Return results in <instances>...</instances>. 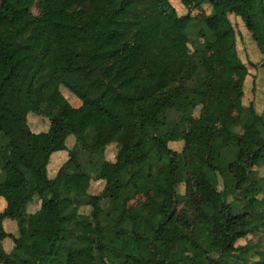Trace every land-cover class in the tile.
<instances>
[{"label": "trees", "instance_id": "16d2710c", "mask_svg": "<svg viewBox=\"0 0 264 264\" xmlns=\"http://www.w3.org/2000/svg\"><path fill=\"white\" fill-rule=\"evenodd\" d=\"M180 1L18 0L37 13L0 16V264H264V93L246 98L238 48L248 35L264 72V0Z\"/></svg>", "mask_w": 264, "mask_h": 264}, {"label": "rangeland", "instance_id": "374dc122", "mask_svg": "<svg viewBox=\"0 0 264 264\" xmlns=\"http://www.w3.org/2000/svg\"><path fill=\"white\" fill-rule=\"evenodd\" d=\"M171 3L176 8L179 14H183L187 12V8L181 3L180 0H171ZM256 6V4H255ZM254 6V8H255ZM55 7H52L53 10ZM209 11V8L206 4H204L201 8H193L191 9L193 14H198L200 11ZM37 13V9L34 6L24 5L18 3V0H0V16L5 17L7 20H18L21 17H28L30 15H34ZM234 24L238 29L246 32L245 25L240 17L237 16V20L233 18ZM245 40L239 43V50L241 52V57L248 65L249 75L247 82V95L246 98L248 100L252 99H260L263 102L262 94L264 93V75L262 65V55L258 47L251 41L249 36L245 37ZM0 49L4 52L5 57L8 55V51L4 43L0 42ZM209 52H212V49H209ZM239 72L236 70L229 71L227 76L231 81H235L238 78ZM65 95L69 98L73 105H79L80 100L78 97L73 95L69 90L63 89ZM230 104L227 101H220L217 105L214 106L213 113L210 115V122L213 128H218L220 126L221 117H223L230 108ZM259 110H262V105L259 106ZM49 118L42 115H29V123L32 130L40 132L45 131L49 127ZM181 133H176L174 135L175 140L173 141V147L175 149L180 150L182 148ZM129 138V136H128ZM63 154V153H62ZM202 156L206 158L209 155V149L207 146H204L201 152ZM115 155V150L109 149L108 154H106L108 159H113ZM64 157L57 159H53V162L50 166V171L54 172L57 169V166L63 162ZM236 169L241 179H244L247 175V165L245 162L236 160ZM258 171L261 175H264V166L259 167ZM92 192L99 193L103 188V183L100 181L93 182ZM85 228L89 231L92 237H95L96 233V225L94 223H86ZM65 241H69L72 238V233L65 232L64 233ZM258 236L249 235L247 238L241 239L238 241V244H246L250 241H257Z\"/></svg>", "mask_w": 264, "mask_h": 264}]
</instances>
